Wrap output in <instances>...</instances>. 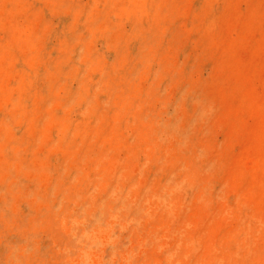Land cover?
Instances as JSON below:
<instances>
[{"label":"rangeland","instance_id":"374dc122","mask_svg":"<svg viewBox=\"0 0 264 264\" xmlns=\"http://www.w3.org/2000/svg\"><path fill=\"white\" fill-rule=\"evenodd\" d=\"M0 264H264V0H0Z\"/></svg>","mask_w":264,"mask_h":264}]
</instances>
